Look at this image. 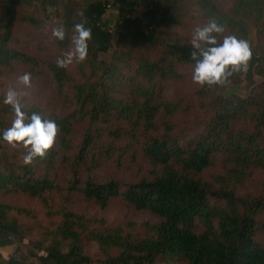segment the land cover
Here are the masks:
<instances>
[{
  "label": "trees",
  "instance_id": "obj_1",
  "mask_svg": "<svg viewBox=\"0 0 264 264\" xmlns=\"http://www.w3.org/2000/svg\"><path fill=\"white\" fill-rule=\"evenodd\" d=\"M113 6L119 18L111 28L105 17ZM41 12L54 13L64 28V41L55 39L61 57L75 24L91 28L88 56L73 63L75 73L20 48L18 29L37 26ZM186 19H215L225 29L218 42L224 36L247 41L250 27H257L261 63L255 72L263 81L248 98L227 94L245 70L225 86L200 87L195 95L206 119L198 122L199 133L181 140L174 118L191 109L165 99L158 86L182 82L183 66L194 70L191 39L178 32ZM113 28L124 50L101 60L114 49ZM25 73L37 80L50 75L55 101L65 100L69 113L58 117L56 104L49 111L22 107L29 120L36 113L58 125L53 149L30 165L23 159L27 149L0 141V196L38 203L48 222L35 210L0 202V249L37 233L33 244L41 252L33 254L36 263L13 257L0 264H264V181L255 179L264 175V0H234L231 7L221 0H0V78ZM3 98L0 133L15 118ZM78 126L83 131L76 144ZM112 163L118 170L134 167L137 181L93 178ZM75 195L101 211L120 203L129 219L110 224L75 212ZM146 213L158 222L139 225ZM93 244L101 258L86 255Z\"/></svg>",
  "mask_w": 264,
  "mask_h": 264
},
{
  "label": "rangeland",
  "instance_id": "obj_2",
  "mask_svg": "<svg viewBox=\"0 0 264 264\" xmlns=\"http://www.w3.org/2000/svg\"><path fill=\"white\" fill-rule=\"evenodd\" d=\"M84 1V0H83ZM88 1V0H85ZM186 0H184V3ZM223 5L227 7H231L234 0H221ZM144 8H139L137 15H141L144 12ZM39 24L37 26H31L26 24V26L18 29L17 36L21 40L20 48L27 52L28 54L37 57L41 61L48 62H57L58 58H61V55L56 50L55 46V37L52 35V30L58 27V20H56V15L54 13H46L41 12L36 16ZM119 12L114 8V6L108 10L105 20L110 23V27H114L118 22ZM190 20L186 19L185 23L188 25L185 28L178 30L182 35L189 37L192 39L194 30L197 27H201L206 24L201 20H197L194 23H189ZM114 29V49L108 54L100 57L101 60H111L113 53L116 50H124L123 47L117 46V38H118V30ZM254 41V51L257 49L259 44V36L258 29L255 26H251L249 29V37L246 41L249 43L250 41ZM72 47L70 45L69 49ZM68 49V50H69ZM67 50V51H68ZM66 51V52H67ZM256 53V52H255ZM150 55V54H149ZM257 55V54H256ZM260 59L261 56L257 55ZM261 63V62H260ZM258 67V66H257ZM70 72L75 73L76 69L74 65L68 66ZM180 74L183 76L184 80L182 82L169 81L166 83H161L158 86L163 89L164 98L173 103L179 104L182 109H186L189 107L191 109L190 113L187 116L183 114H179L174 118V123L176 125V136L181 140H186L190 137L195 136L200 132L199 121L205 120L206 116L202 113L199 107V100L196 97V92L201 87L198 84H195L192 81L193 71L190 67H181L179 69ZM256 79L258 81V85L262 83V78L256 75ZM245 85L244 77L242 79V83L240 85H233L231 87H243ZM257 85V86H258ZM256 86V87H257ZM255 87V88H256ZM251 89L249 93H245L241 89H238L234 92L235 96L241 98H248L251 96L254 89ZM9 89H15L18 93H20V102L25 109H30L33 106H38L44 111H49L56 104V108L54 106V113L58 117H64L68 115L69 108L66 105L65 100H60L58 102L55 101L57 98L56 93V84L53 81L52 77L48 74H45L40 80L31 78V87L25 88L23 85L18 84V78H11L9 80H5L4 78H0V94L4 95ZM229 88L227 92H230ZM58 100V99H57ZM14 120L15 118H12ZM11 120V121H12ZM82 126H78L75 131L74 141L76 144L79 143L82 138ZM1 153V152H0ZM9 154H15V150H8ZM145 170V168L143 169ZM218 170L214 169L208 173V176H211L214 172ZM93 178L98 181H107L111 178H115L118 181L123 183H135L137 181L134 173V167H128L125 170H118L116 163L108 164L104 166L102 169L96 171L93 174ZM86 179V174L82 173V180ZM257 181H264V175L258 174L255 176ZM253 191V189H252ZM243 194V192H242ZM0 202L6 203L9 205L15 206H23L25 208H30L35 210L38 213L39 220L47 225L46 218L44 216L43 210L41 206L36 202H31L22 197H11V198H3L0 196ZM214 205L221 206L220 202L213 201ZM72 209L75 212H81L85 214L89 218H100L107 220L110 224H118L120 222L126 221L129 219V214L124 209L122 204L113 203L110 207H108L105 211H101L94 204L86 203L81 195H75L72 203ZM22 222L25 225L34 226V221L23 219ZM157 223L158 219L152 216L149 213L143 214L139 217L138 223L139 225H143L145 223ZM197 231L201 233L204 231V226L201 223H197ZM38 240L37 233L34 236L28 237L23 243L16 244L12 247H7L4 249H0V260H9L11 258H16L28 263H36L37 260L33 257V254L41 255L37 245H34ZM264 243V238L260 239ZM86 255L95 259L101 258L98 247L96 245H91L86 250Z\"/></svg>",
  "mask_w": 264,
  "mask_h": 264
},
{
  "label": "clouds",
  "instance_id": "obj_3",
  "mask_svg": "<svg viewBox=\"0 0 264 264\" xmlns=\"http://www.w3.org/2000/svg\"><path fill=\"white\" fill-rule=\"evenodd\" d=\"M224 31L223 25L215 19H210L205 25L194 30L190 41L195 49L192 53V59L195 61L192 81L201 87L211 89L215 86H225L234 73L247 70L251 57L249 44L235 36H224L222 42H218L217 36ZM52 35L57 40L64 41L63 26L54 28ZM70 39L72 47L57 59L59 68L67 69L74 62L83 63L86 60L92 30L85 27L83 22L77 23ZM18 84L25 88L31 87V75L25 73L19 76ZM20 95L15 89H9L3 98L2 103L11 106L15 119L8 129L0 133V141L11 147L20 145L27 149L23 159L25 165H30L34 159H43L53 149L58 125L54 120L44 119L36 113H33L29 120L22 111Z\"/></svg>",
  "mask_w": 264,
  "mask_h": 264
},
{
  "label": "water",
  "instance_id": "obj_4",
  "mask_svg": "<svg viewBox=\"0 0 264 264\" xmlns=\"http://www.w3.org/2000/svg\"><path fill=\"white\" fill-rule=\"evenodd\" d=\"M250 51H251V57L250 61L246 70V73L244 75V82L245 85L243 87H229L231 89V93L227 92L228 95H234V92L238 89H241L245 93H249V91L253 88H255L258 85V81L256 79V68L260 64L261 59L256 55L254 51V41H250L249 43Z\"/></svg>",
  "mask_w": 264,
  "mask_h": 264
}]
</instances>
